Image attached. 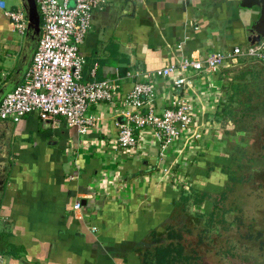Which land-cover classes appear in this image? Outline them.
Wrapping results in <instances>:
<instances>
[{
    "label": "crops",
    "instance_id": "crops-1",
    "mask_svg": "<svg viewBox=\"0 0 264 264\" xmlns=\"http://www.w3.org/2000/svg\"><path fill=\"white\" fill-rule=\"evenodd\" d=\"M240 3L106 0L92 11L78 47L80 80L110 79L122 98L133 83L151 79L156 113L175 94H191L189 134L161 156L145 129L138 136L143 148L124 155L115 146V122L121 120L117 104L91 105L86 114L95 111L98 124L82 133L60 116L42 121L28 113L18 121L0 120L9 145L0 192V264H141L151 234L161 235L179 201L181 181L197 185L213 165L210 153L216 154L218 143L212 146L220 139L214 123L223 116L222 107L250 99L239 93L230 97L229 87L224 88L233 77L228 74L249 72L253 78L260 69L264 72V62L239 57L234 66L213 74L189 68L183 91L171 85L175 74L153 79L152 71L184 57L202 59L216 50L249 45L245 27L257 19L253 13L258 9ZM7 9L23 11L27 20L22 0H0V75H5L0 89L22 81L40 31L26 25L17 32ZM261 41L264 36L254 44ZM75 201L80 207L74 210Z\"/></svg>",
    "mask_w": 264,
    "mask_h": 264
},
{
    "label": "built area",
    "instance_id": "built-area-1",
    "mask_svg": "<svg viewBox=\"0 0 264 264\" xmlns=\"http://www.w3.org/2000/svg\"><path fill=\"white\" fill-rule=\"evenodd\" d=\"M105 2L34 0L39 16V37L22 81L0 99V120L18 121L28 113H35L42 121L60 116L66 125L74 126L82 133L98 124L99 116L95 111L86 114L91 105L117 104L121 116V120L115 122L118 150L124 155L137 154L143 148L138 136L147 129L153 139L151 142L159 147L162 156L166 147L189 134L194 109L191 94H175L170 105L156 113L153 106L155 88L151 79L133 83L122 98L115 93L110 79L80 80L83 59L78 47L89 28L92 11L102 8ZM5 15L17 32L24 31L27 20L23 11L7 9ZM239 57L264 62V41L243 47L235 45L227 52L216 50L202 59L184 57L177 63L155 69L151 76L158 79L175 74L171 85L183 91L188 86L185 72L189 68L213 74L224 65L234 66ZM4 79L5 75L1 74L0 83ZM141 109L143 112L139 111ZM183 184L182 180L180 186ZM79 207L78 201L72 204L74 210ZM2 259L0 254V262Z\"/></svg>",
    "mask_w": 264,
    "mask_h": 264
},
{
    "label": "rangeland",
    "instance_id": "rangeland-1",
    "mask_svg": "<svg viewBox=\"0 0 264 264\" xmlns=\"http://www.w3.org/2000/svg\"><path fill=\"white\" fill-rule=\"evenodd\" d=\"M263 78L264 74L259 81ZM245 88L249 92L250 99L247 101L243 99L246 102L240 101L238 102L240 104H233L231 111L226 110L214 123L215 129L220 132V142L225 141L227 145L219 142L220 146L217 145L215 148L214 145L218 142L217 140L214 142L212 148L217 149L218 154L210 153L211 157L215 155L213 165H210L209 171L205 170L203 174L205 178L203 180L200 178L201 182L197 180L198 184L195 188L201 189L203 186L206 188L209 203L199 207L197 204H192L190 200L186 203L177 202L171 216L163 223L162 233L159 236L165 238L167 228L177 231L182 237L184 254L192 255L195 258L194 264H264V249L257 244L256 240L263 239L261 226L264 218L259 217V211L264 209V178L262 179L260 175L264 165L254 166V171L250 172L252 177L250 185L247 182L233 184L227 181L226 188H221L225 180L224 174L228 169V160L233 161L237 158L236 161H238L243 158L249 161L250 150L247 152L243 143L253 144L252 138L248 139L246 135L252 130L255 118L264 115V101L261 99L264 97V81L258 86L256 83L254 86L249 83V86L246 85ZM254 94L257 98L253 100ZM242 111L244 116L240 113ZM244 119L245 122L240 123ZM232 144L237 145L234 147ZM262 161H264V154ZM222 162L225 163L226 169L223 165H220L221 167L218 165ZM213 167L217 168L213 169ZM205 181L213 185L210 186ZM186 184L180 186L182 191H187L184 189L188 186ZM188 189H191L190 186ZM210 209H212V215L205 212ZM253 228L255 230L252 231ZM237 232L241 233V236Z\"/></svg>",
    "mask_w": 264,
    "mask_h": 264
},
{
    "label": "flooded vegetation",
    "instance_id": "flooded-vegetation-1",
    "mask_svg": "<svg viewBox=\"0 0 264 264\" xmlns=\"http://www.w3.org/2000/svg\"><path fill=\"white\" fill-rule=\"evenodd\" d=\"M262 74H264V72L260 69L257 72V74L253 76V77H256L255 78L256 80H255V79H253L250 76L249 72H244V73L231 72V73L228 74V76L230 75L229 77H231V76H233V77H231V79L229 80V83L226 82L227 84H225V85L223 84V85H224V88H226L228 86L229 87V90L231 92V90H233L234 87H233V85L232 86H229V85H230V83L233 80H235L236 82H239L240 83V86L237 87L238 91H236L234 94H232V92H231L230 97L231 98L234 97L236 99V95L239 93L238 97L240 96V94H243L244 97L246 96L247 98H249V96H248L249 92H247V89L245 88V86L246 85L248 86V84L250 83V80H253L254 82L257 81L258 83L256 84V86H258L259 83H262L264 81V78L261 81H259L262 78ZM239 77L241 79H238ZM256 98H257V96H252V99L253 100L256 99ZM261 99L264 101V97H262ZM240 101L241 100H239V102ZM229 102H231V101H229ZM232 106H233V104H230V103L229 104H225V106H223L222 109H221L222 110V113L224 114L226 110L231 111ZM240 113H241V115L244 116L243 111L240 112ZM243 122H245V119L240 121V123H243ZM253 123H254V125L252 127V130L250 132H248V135H246V138H248V139H251L252 138L253 144L243 143L244 146L247 148V150L246 149L245 150L247 152L250 150V153L248 155V157H250V159H249V161H247V160L245 161V160H243V158H240L238 161H236L237 158L235 160H233V161H229L228 160L229 161V162L227 161V168L228 169H227V171L224 174L225 180L223 181V184H222L221 188H226L225 183L227 181H229L230 183H233V184H235V183L241 184L243 182H245V183L247 182L250 185L251 182H252L251 181V178L252 177L250 175V172L251 171H254V168H255L254 166L255 165H264V161H262L263 154H264V115H260L257 119L255 118V120H254ZM240 138H242V136H240ZM219 142H220V140L218 141V147L220 146V143H222V144H225L226 143L225 141L224 142H220V143ZM226 145H227V143H226ZM232 145L234 147H236L237 144H232ZM246 151L244 153H246ZM217 154H218V151H216V155ZM218 165L219 166L220 165H223V167L226 169L225 163L223 164V162H222L221 164L219 163ZM209 167H210V165L207 168L208 170L206 169L207 171H209L211 169ZM216 168L217 167H213V169H216ZM249 175H250V177H249ZM260 175H261V178L263 179L264 178V169L262 170V172L260 173ZM206 182H208L207 184H209L210 186L213 185L209 181H205V183ZM188 186H190V188H191L190 190L188 189ZM188 186L187 187H184V189L187 190V191H181V192L182 193L183 192L184 193H192L194 191H202V192H205L204 200L202 201L201 204H198L199 207H203L204 204L209 203V200L207 199V196H206V194H207L206 191H205L206 188H204V186L201 189H199V188L195 189L196 188V185H195V183H192V182ZM178 202H180V201H178ZM192 204H194V203H192ZM211 206H213V205L211 204ZM214 207H215V205H214ZM211 211H212V209H210L209 211H205V212L206 213L208 212V214H210ZM259 217L262 218V219L264 218V209H263V211H259ZM251 226H252V224L250 225V227ZM261 228H262L261 233L263 234V235H261V238L263 237V239H264V223L261 226ZM253 230H255V229L253 228L252 231ZM252 231H250L251 232V235H252ZM174 233H177V231L174 232ZM237 234H239L241 236V233L237 232ZM255 234H257V233L255 232ZM251 235H250V238H251L250 241L252 240V236ZM263 239H261V240L256 239L257 240V244L260 245V247L262 249H264V240ZM174 240H178V239L175 238ZM183 251H184V248H183ZM190 257L191 258L188 259L184 264H194L193 261L195 260V258L192 255H190Z\"/></svg>",
    "mask_w": 264,
    "mask_h": 264
},
{
    "label": "trees",
    "instance_id": "trees-1",
    "mask_svg": "<svg viewBox=\"0 0 264 264\" xmlns=\"http://www.w3.org/2000/svg\"><path fill=\"white\" fill-rule=\"evenodd\" d=\"M238 79L241 78L239 77ZM232 85L234 88L231 92L234 94L238 91L237 87L240 86V83L233 80L229 86ZM204 197L205 192L202 191L183 192L179 197V201L186 203L190 200L191 203L198 205L202 203ZM210 214L212 215L213 213L210 212ZM151 236V241L147 244V248L141 251V264H184L191 258L190 255L184 254V245L181 242L182 237L179 233H174L172 229H166L165 238L155 236L154 233ZM175 238L178 240H174Z\"/></svg>",
    "mask_w": 264,
    "mask_h": 264
},
{
    "label": "water",
    "instance_id": "water-1",
    "mask_svg": "<svg viewBox=\"0 0 264 264\" xmlns=\"http://www.w3.org/2000/svg\"><path fill=\"white\" fill-rule=\"evenodd\" d=\"M27 15V26H32L37 33L39 30V16L36 10L34 0H22ZM253 3H250V2ZM240 6L250 8V5H256L258 11L253 13L256 14L257 19L250 21L249 25L245 27L246 40L249 45L254 44L259 40L260 37L264 36V0H241ZM253 20V19H252ZM226 82H224L225 84ZM12 84L6 85L0 89V99L2 96L12 87ZM3 121V120H1ZM8 140L6 132H0V192L3 189L4 179L6 177V169L8 168ZM84 203V200L81 201Z\"/></svg>",
    "mask_w": 264,
    "mask_h": 264
}]
</instances>
